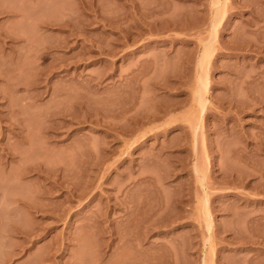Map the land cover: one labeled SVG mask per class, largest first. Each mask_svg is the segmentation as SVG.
<instances>
[{"label": "rangeland", "instance_id": "obj_1", "mask_svg": "<svg viewBox=\"0 0 264 264\" xmlns=\"http://www.w3.org/2000/svg\"><path fill=\"white\" fill-rule=\"evenodd\" d=\"M0 264H264V0H0Z\"/></svg>", "mask_w": 264, "mask_h": 264}, {"label": "bare ground", "instance_id": "obj_2", "mask_svg": "<svg viewBox=\"0 0 264 264\" xmlns=\"http://www.w3.org/2000/svg\"><path fill=\"white\" fill-rule=\"evenodd\" d=\"M40 9H42V8H40ZM26 19H28L27 17H26ZM28 21V20H27ZM25 22V21H24ZM206 52V51H205ZM204 52V53H205ZM205 55V54H204ZM206 57H207V55H206ZM205 60H207V58L205 59ZM204 61V60H203ZM202 64V63H201ZM204 64V63H203ZM206 65H207V63H206ZM202 67H204V65L202 66ZM208 83V82H207ZM201 88H202V86H201ZM199 89V88H198ZM198 93V92H197ZM198 98H197V100H198V102L200 103V105H202V107H203V109H204V107H205V105H203V102H202V100H201V96H200V92L198 93Z\"/></svg>", "mask_w": 264, "mask_h": 264}]
</instances>
